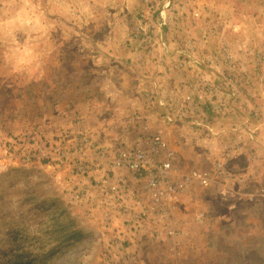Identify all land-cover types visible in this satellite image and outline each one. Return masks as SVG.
<instances>
[{
    "label": "rangeland",
    "instance_id": "rangeland-1",
    "mask_svg": "<svg viewBox=\"0 0 264 264\" xmlns=\"http://www.w3.org/2000/svg\"><path fill=\"white\" fill-rule=\"evenodd\" d=\"M113 15L128 22L126 45L154 65L189 72L188 90L162 94L155 85L144 97L157 113L163 108L166 122L194 117L192 131L208 137L201 167L181 171L158 132L109 151L80 118L74 132L46 133L42 93L28 88L41 84L44 69L53 66L47 51H60L71 69L80 60L76 49H91V39L107 34L104 21ZM253 135L264 154V0H0V264H127L128 239L113 229L141 228L148 217L158 223V213L174 210L193 186L213 201L210 210L195 211L200 228L216 224L222 213L240 215L241 228L219 230V223L207 237L218 264H264V156H257ZM158 136L166 145L153 150ZM132 148L148 157L141 173L116 164ZM245 151L251 164L248 157L245 163L236 159ZM164 160L171 168L162 184L175 185V193L156 200L149 182L158 181ZM257 163L259 178L250 173ZM116 169L142 179L146 208L128 209L119 175L108 184L97 175H115Z\"/></svg>",
    "mask_w": 264,
    "mask_h": 264
},
{
    "label": "crops",
    "instance_id": "crops-1",
    "mask_svg": "<svg viewBox=\"0 0 264 264\" xmlns=\"http://www.w3.org/2000/svg\"><path fill=\"white\" fill-rule=\"evenodd\" d=\"M104 23L107 34L99 39H91V44H94L91 49H76L74 55L80 60L77 59L79 62H74L71 69L64 67L60 51H47L49 62L54 61L53 66L49 65L44 69L41 84H31L28 88L42 93V119L50 125L46 133L50 138H55L59 137L61 129L72 128L74 132V123L80 118V124L91 138L109 151L122 142L133 144L158 132L165 137L174 151V162L181 171L201 167V160L209 152L205 144L208 137L204 136L203 131H192L194 117L192 120L189 117L176 123L166 122L163 108L158 107L157 113L155 108L146 103L144 97L145 91L154 89L155 85L162 94L188 90L186 80L190 76L189 72L169 69L167 63L162 66L154 65L143 52L135 51L129 43L126 45L129 32L126 20L113 15ZM82 59L89 61L84 65ZM26 98L29 100V95ZM26 105L28 109V102ZM31 111L34 113V109ZM135 114H140L141 120L134 119ZM13 116L15 118L17 113ZM144 125L150 127L148 131H144ZM253 136L256 140L257 156H264L257 145L259 137ZM247 153L248 151H245V155L239 154L236 159L245 163L246 159L243 157H248ZM249 162L251 164V158ZM236 166L232 170L239 172L242 165L238 169ZM262 171L261 164L257 163L250 173L252 177L259 178ZM100 173L96 174L107 184L119 175L118 179L127 187L125 199L128 209L143 210L148 206V197L141 189L142 179L119 169L115 170V175H106L103 170ZM191 189L193 191L176 200L174 210L166 214L158 213V223L155 224L154 219L148 217L142 219L141 228L113 229L115 235L123 233L128 239L124 248V253H128L124 258L127 264H218L210 252L211 244L207 243V237L210 238L216 233L214 226L219 223V230L236 225L241 228L242 222H238L240 215L238 210L236 213L233 210L227 214L222 213L218 218L215 217L216 224L210 226L208 220L209 223L200 228L194 222L195 211L203 208L210 210L213 201L210 197L201 198L202 195L195 186ZM134 198L141 200V204ZM112 217L113 222H120L121 218L115 214Z\"/></svg>",
    "mask_w": 264,
    "mask_h": 264
},
{
    "label": "built area",
    "instance_id": "built-area-1",
    "mask_svg": "<svg viewBox=\"0 0 264 264\" xmlns=\"http://www.w3.org/2000/svg\"><path fill=\"white\" fill-rule=\"evenodd\" d=\"M165 145V142L159 136L154 137L152 140L153 150L162 149ZM116 164L136 173H141L143 170L148 168L147 166H149V160L144 151L132 148L123 152L121 157L117 159ZM170 168V160L162 161L158 165V181L152 180L149 182L150 190L156 200H160L162 196L172 198L175 193V185L171 184L167 187L162 184V180L168 175ZM201 180L204 184H208V179L206 177H201Z\"/></svg>",
    "mask_w": 264,
    "mask_h": 264
}]
</instances>
